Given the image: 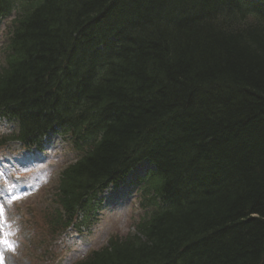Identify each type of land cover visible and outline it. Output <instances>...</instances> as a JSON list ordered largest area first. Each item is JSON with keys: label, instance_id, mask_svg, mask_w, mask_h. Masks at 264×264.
I'll return each mask as SVG.
<instances>
[{"label": "trees", "instance_id": "trees-1", "mask_svg": "<svg viewBox=\"0 0 264 264\" xmlns=\"http://www.w3.org/2000/svg\"><path fill=\"white\" fill-rule=\"evenodd\" d=\"M230 3L232 24L214 0H31L16 19L0 105L21 137L52 123L76 132L87 106L102 133L67 182L119 175L135 153L160 167L148 219L79 264H264V26ZM86 28L127 39L101 66L74 46L98 45Z\"/></svg>", "mask_w": 264, "mask_h": 264}, {"label": "rangeland", "instance_id": "rangeland-1", "mask_svg": "<svg viewBox=\"0 0 264 264\" xmlns=\"http://www.w3.org/2000/svg\"><path fill=\"white\" fill-rule=\"evenodd\" d=\"M49 147L51 149L48 155L51 158L49 164L51 170L54 167L61 166L62 164L64 165L75 157L68 146L57 136L52 138L49 142ZM36 178V174L32 175L28 178L26 183L27 185L34 183L36 185L34 190L39 187V183L45 182V178L41 179L43 181H37ZM40 189H42V187ZM46 193L45 190L40 191L32 201L42 202ZM128 207L129 205L126 203L125 206L118 210V212L102 211L100 220L103 222L100 221L96 225H92L90 227V232L82 231L81 233L74 235L71 241L62 242L64 245L61 246L58 245L56 249L57 256L55 264H71L75 259L83 257L90 250V247H99L104 244L106 235L114 229L118 230L120 233L126 232L132 220V215L129 214ZM0 230L4 233V238L8 241V244L13 246L12 248H9L8 245H0V257H2L0 264H26L27 257L23 255L22 245L20 244L21 240L17 237L15 238L6 225H0Z\"/></svg>", "mask_w": 264, "mask_h": 264}, {"label": "bare ground", "instance_id": "bare-ground-1", "mask_svg": "<svg viewBox=\"0 0 264 264\" xmlns=\"http://www.w3.org/2000/svg\"><path fill=\"white\" fill-rule=\"evenodd\" d=\"M212 7L213 8H208V10L211 12L213 17L229 24L235 22V20L230 15V11H231L230 0H225V3H222L221 1H215ZM0 21H2V19H0ZM26 22L29 24V19H26ZM95 29L97 30V28ZM95 29L86 28V30L90 32L92 31L94 33L92 37L94 43H98L97 46L96 45L87 46L88 42L80 38H77V42L79 44H75L74 46H78L79 48H81L84 52V55H86L90 61H92L95 64H101L102 62L106 61V59H110L111 57H114V55L117 54L116 49L119 47L120 44H123V42L126 41L127 38L126 36L124 39H121L119 37L116 38L114 34H110L107 36V41H105L103 39V36H106V34L102 33L101 37H99L98 35L95 34L94 32ZM23 33L25 35V31L22 32V35ZM116 34H118V32ZM71 50L72 48L70 49V51ZM75 62L76 64L78 63V61ZM103 65H105V62L101 66Z\"/></svg>", "mask_w": 264, "mask_h": 264}, {"label": "snow or ice", "instance_id": "snow-or-ice-1", "mask_svg": "<svg viewBox=\"0 0 264 264\" xmlns=\"http://www.w3.org/2000/svg\"><path fill=\"white\" fill-rule=\"evenodd\" d=\"M17 197H13V199H16ZM2 217H3V208L0 207V225H2L3 221H2ZM0 245H8L9 248H12L13 246L8 244V241L4 238V233L2 232V230H0ZM0 261H2V257H0Z\"/></svg>", "mask_w": 264, "mask_h": 264}]
</instances>
